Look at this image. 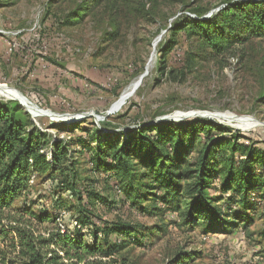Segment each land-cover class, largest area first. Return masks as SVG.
Here are the masks:
<instances>
[{"label": "rangeland", "instance_id": "374dc122", "mask_svg": "<svg viewBox=\"0 0 264 264\" xmlns=\"http://www.w3.org/2000/svg\"><path fill=\"white\" fill-rule=\"evenodd\" d=\"M243 1L0 0V103L17 104L58 140L76 138L66 129L75 125L90 128V134L98 129L126 133L159 122L206 119L246 135L244 144L259 142L264 148V35L217 49L192 30L174 34L187 19L206 21ZM232 14L230 9L227 20ZM169 44L174 47L168 51ZM138 78L137 91L115 111L114 104ZM82 151L75 153L80 179L106 202L91 200L85 225L76 217V195L57 193V180L35 178L29 200L50 209L53 198L64 203L53 211L57 226H45L78 230L88 243L93 230L130 227L138 241L126 238L115 255L121 264H264V199L254 192L248 222L230 217L217 225L207 217L191 222L186 209L156 202L154 196L143 203L149 210L141 212L108 174L90 170L94 152ZM213 206L231 216L224 202ZM107 233L112 243L120 240ZM15 258L0 239V264H19Z\"/></svg>", "mask_w": 264, "mask_h": 264}, {"label": "trees", "instance_id": "16d2710c", "mask_svg": "<svg viewBox=\"0 0 264 264\" xmlns=\"http://www.w3.org/2000/svg\"><path fill=\"white\" fill-rule=\"evenodd\" d=\"M230 7L206 21L187 19L177 24L174 34L192 30L217 49L264 35V0H246ZM230 9L233 16L227 20ZM173 47L169 44L168 51ZM209 121H167L126 133L98 129L93 134L90 128L75 125L66 129L76 138L64 141L40 130L17 104L0 103V239L12 248L19 264H121L115 255L126 238L138 241L130 227L114 226L104 233L93 230L88 243L86 234L78 230L71 233L45 226H57L53 211L63 202L53 198L50 209L27 198L33 179L57 180L54 190L76 195V217L89 224L91 200H106L89 188L87 179H80L76 169L75 153L86 149L95 154L88 160L90 170L108 174L126 198L132 199L126 202L141 212L149 210L143 203L154 196L156 202L186 209L191 222L200 217H207L211 225L226 222L227 217L248 222L247 213L256 206L251 193L264 199V148L259 142L248 146L243 143L246 135H234ZM21 199L22 204L14 206ZM218 202L231 209V216L213 206ZM107 231L117 233L120 240L112 243Z\"/></svg>", "mask_w": 264, "mask_h": 264}, {"label": "bare ground", "instance_id": "6f19581e", "mask_svg": "<svg viewBox=\"0 0 264 264\" xmlns=\"http://www.w3.org/2000/svg\"><path fill=\"white\" fill-rule=\"evenodd\" d=\"M154 62H155V60H154ZM151 65H152V62L150 64V66ZM150 66H149V68H150ZM141 81H142V79L138 78L129 87H127V89L122 93L119 100L114 104L113 109L115 111L118 110L119 108H121V106L127 101V99L130 98L137 91V89L139 88V86L141 84ZM8 91L10 92L11 95L15 96L16 98L20 99L23 103L28 105V102L25 99H23L20 95H18L17 93H15L12 90H8ZM39 112H41V111H39Z\"/></svg>", "mask_w": 264, "mask_h": 264}, {"label": "water", "instance_id": "95a60500", "mask_svg": "<svg viewBox=\"0 0 264 264\" xmlns=\"http://www.w3.org/2000/svg\"><path fill=\"white\" fill-rule=\"evenodd\" d=\"M23 103V102H22ZM24 104V103H23Z\"/></svg>", "mask_w": 264, "mask_h": 264}]
</instances>
